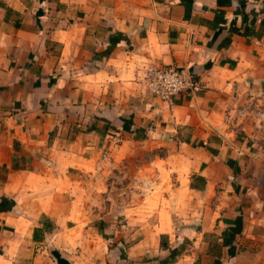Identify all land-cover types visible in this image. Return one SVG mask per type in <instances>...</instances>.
Returning <instances> with one entry per match:
<instances>
[{
	"label": "crops",
	"instance_id": "obj_1",
	"mask_svg": "<svg viewBox=\"0 0 264 264\" xmlns=\"http://www.w3.org/2000/svg\"><path fill=\"white\" fill-rule=\"evenodd\" d=\"M262 94L264 0H0V264H264Z\"/></svg>",
	"mask_w": 264,
	"mask_h": 264
},
{
	"label": "built area",
	"instance_id": "obj_2",
	"mask_svg": "<svg viewBox=\"0 0 264 264\" xmlns=\"http://www.w3.org/2000/svg\"><path fill=\"white\" fill-rule=\"evenodd\" d=\"M145 83L150 93L163 101L170 102L178 94L195 89L197 83L183 69L174 66L147 68ZM227 119L234 129L250 126L253 135L264 145V94L249 96L243 103L235 102Z\"/></svg>",
	"mask_w": 264,
	"mask_h": 264
},
{
	"label": "rangeland",
	"instance_id": "obj_3",
	"mask_svg": "<svg viewBox=\"0 0 264 264\" xmlns=\"http://www.w3.org/2000/svg\"><path fill=\"white\" fill-rule=\"evenodd\" d=\"M149 157V156H148ZM139 159V158H138ZM136 160L135 162H132V164H126V166L130 167L131 171H130V175L129 177H127V179H130V181H133V183H136V184H139L140 182H144V181H147V182H150L152 181V178L155 179V176L153 174L154 172V167H153V164H152V158H148L147 159V164H148V167H147V175L144 172V170L142 169V173L139 174V169H140V162L139 160ZM117 178H122L124 176V174L122 172H120L119 170H117ZM153 174V175H152ZM142 178V179H141Z\"/></svg>",
	"mask_w": 264,
	"mask_h": 264
}]
</instances>
